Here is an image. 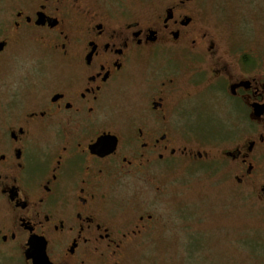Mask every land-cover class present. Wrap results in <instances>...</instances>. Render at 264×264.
Listing matches in <instances>:
<instances>
[{"label": "flooded vegetation", "instance_id": "af4514ba", "mask_svg": "<svg viewBox=\"0 0 264 264\" xmlns=\"http://www.w3.org/2000/svg\"><path fill=\"white\" fill-rule=\"evenodd\" d=\"M255 8L21 0L0 21V70L12 71L0 77V264H121L151 238L158 221L144 197L120 196L127 178L158 196L161 173L202 164L208 144L233 138L238 123L208 135L198 119L207 95L248 121L264 116ZM260 141L225 154L251 175Z\"/></svg>", "mask_w": 264, "mask_h": 264}, {"label": "rangeland", "instance_id": "374dc122", "mask_svg": "<svg viewBox=\"0 0 264 264\" xmlns=\"http://www.w3.org/2000/svg\"><path fill=\"white\" fill-rule=\"evenodd\" d=\"M20 1L0 0V21L6 20ZM254 6L262 18L253 23V47L259 54L264 52V2L251 0V11ZM157 55L164 53L158 51ZM11 73L0 70V77ZM228 101L226 96L216 100L207 95L204 106L198 109L205 130L210 127L216 134L227 132L228 119L237 124L238 107L234 102L228 105ZM211 113L215 118L209 125L207 116ZM249 117L251 121L233 138L223 141L222 137L208 144L204 163H190L185 171L161 173L158 196L152 188L137 189L135 179L127 178L130 185H123L120 196L130 195L133 200L144 197L158 223L151 238L144 239L145 244L125 252L121 264H264V141L249 155L251 161H256L251 175L240 161L225 154L236 145L247 152L248 140L264 136V116L256 119L249 112ZM237 176L243 180L239 182ZM173 204L186 207L182 216L179 211L171 214Z\"/></svg>", "mask_w": 264, "mask_h": 264}, {"label": "trees", "instance_id": "16d2710c", "mask_svg": "<svg viewBox=\"0 0 264 264\" xmlns=\"http://www.w3.org/2000/svg\"><path fill=\"white\" fill-rule=\"evenodd\" d=\"M240 115H241V112H240ZM229 120V119H228ZM248 122V119L245 118L243 115H241V117L238 119L237 123L239 124V129H242L243 126H246ZM236 124L234 123V120L233 119H230L229 122L227 123V129L229 131H232L233 127L235 126Z\"/></svg>", "mask_w": 264, "mask_h": 264}, {"label": "water", "instance_id": "95a60500", "mask_svg": "<svg viewBox=\"0 0 264 264\" xmlns=\"http://www.w3.org/2000/svg\"><path fill=\"white\" fill-rule=\"evenodd\" d=\"M263 112H264V105L256 106V114L257 115H261ZM104 139H106V138H104ZM228 155L233 157V158H237L240 155V151L239 150L229 151ZM261 190H262V193L264 195V186L262 187Z\"/></svg>", "mask_w": 264, "mask_h": 264}]
</instances>
